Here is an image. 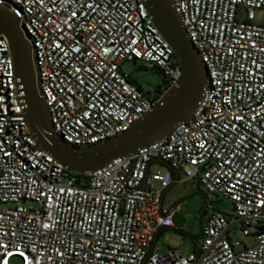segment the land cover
I'll list each match as a JSON object with an SVG mask.
<instances>
[{"label":"built area","instance_id":"2783aa9c","mask_svg":"<svg viewBox=\"0 0 264 264\" xmlns=\"http://www.w3.org/2000/svg\"><path fill=\"white\" fill-rule=\"evenodd\" d=\"M172 2L207 71L196 112L166 138L81 180L38 145L0 33V264H264V24L254 23L264 0ZM0 5L27 33L53 128L72 146L129 130L181 77L143 0ZM124 62L163 83L143 90ZM173 171L206 197V222L187 256L161 252L155 240L180 211L163 206ZM214 197L230 201L233 213L214 211ZM238 229L254 237L253 247L238 250Z\"/></svg>","mask_w":264,"mask_h":264},{"label":"water","instance_id":"95a60500","mask_svg":"<svg viewBox=\"0 0 264 264\" xmlns=\"http://www.w3.org/2000/svg\"><path fill=\"white\" fill-rule=\"evenodd\" d=\"M153 25L171 46L181 67V77L159 103L129 130L105 143L80 148L68 144L55 132L42 97L35 52L20 20L0 5V33L10 44L16 76L26 104L25 117L38 145L69 173L95 172L114 158L137 152L169 136L196 112L206 89L207 71L198 50L189 40L172 0H143Z\"/></svg>","mask_w":264,"mask_h":264},{"label":"rangeland","instance_id":"374dc122","mask_svg":"<svg viewBox=\"0 0 264 264\" xmlns=\"http://www.w3.org/2000/svg\"><path fill=\"white\" fill-rule=\"evenodd\" d=\"M240 18L244 17L241 13ZM254 23L257 25L264 24V10H256ZM121 70L133 76L134 81L145 91H152L158 85L163 83L162 77L145 70H138L137 65L132 62H124L121 65ZM166 165L154 167V170L163 172ZM181 181L176 182L169 190L166 191L163 200V206L171 209L175 206L180 207V211L176 212L172 217L175 229H183L197 239H200L202 226L206 222V197L202 190L197 187V183L190 180H185L181 177ZM158 185L156 186V188ZM213 210L231 215L233 213V205L230 201L214 197L212 202ZM155 228V224H151ZM233 240H238L243 243V246L238 250H243L245 247L250 248L255 244L253 236H246L240 229L233 231ZM157 245L161 252L167 251L169 248H178L181 254L187 256L194 250L195 244L190 238L183 237L174 229H168L157 240ZM11 264H19L17 258L12 259Z\"/></svg>","mask_w":264,"mask_h":264},{"label":"trees","instance_id":"16d2710c","mask_svg":"<svg viewBox=\"0 0 264 264\" xmlns=\"http://www.w3.org/2000/svg\"><path fill=\"white\" fill-rule=\"evenodd\" d=\"M174 174H175V171H173V175H174ZM76 176H77V178L80 179V180L86 178L85 176H82V175H76ZM174 179H175V183L178 182V181H180V179H177L176 177H175ZM175 183H174V184H175ZM174 184H173V185H174ZM173 185H172V186H173ZM172 186H171V187H172ZM171 187H170V188H171ZM170 188H168L167 190H169ZM167 190H166V191H167ZM162 229H163V228H162ZM162 229H159V230H158V232H157V234H156V238H155L156 241L159 239V237H160V236L163 234V232L165 231V230H162ZM176 231L179 232L183 237H185V238H190L193 242H194V241L196 240V238H197V237H194V236L191 235L190 233L185 232V231H183V230H176Z\"/></svg>","mask_w":264,"mask_h":264},{"label":"crops","instance_id":"0c3cea01","mask_svg":"<svg viewBox=\"0 0 264 264\" xmlns=\"http://www.w3.org/2000/svg\"><path fill=\"white\" fill-rule=\"evenodd\" d=\"M175 177H176L177 179H180V181L182 180V179H181V176H180L177 172H175V174H174V178H175ZM165 194H166V191H165V193L163 194V198H162L163 200H164V196H165ZM172 224H173V228H165V229L163 228L162 230H168V229L183 230V229H175V228H174V227H175V226H174V223H172ZM201 230H202V229H201Z\"/></svg>","mask_w":264,"mask_h":264}]
</instances>
